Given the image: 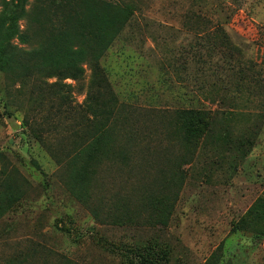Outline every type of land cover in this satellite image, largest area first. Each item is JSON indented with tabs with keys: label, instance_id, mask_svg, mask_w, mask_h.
<instances>
[{
	"label": "rangeland",
	"instance_id": "374dc122",
	"mask_svg": "<svg viewBox=\"0 0 264 264\" xmlns=\"http://www.w3.org/2000/svg\"><path fill=\"white\" fill-rule=\"evenodd\" d=\"M134 5L101 60L63 81L67 105L30 102L0 75V153L19 168L0 182L7 177L32 198L0 219V264H264V0ZM94 72L117 99L115 137L146 142L151 158L164 153L158 166L166 171L132 163L129 178L122 166L83 205L58 179L57 161L89 129ZM184 109L215 119L212 138L182 161L169 123ZM183 162L181 179L173 171Z\"/></svg>",
	"mask_w": 264,
	"mask_h": 264
},
{
	"label": "trees",
	"instance_id": "16d2710c",
	"mask_svg": "<svg viewBox=\"0 0 264 264\" xmlns=\"http://www.w3.org/2000/svg\"><path fill=\"white\" fill-rule=\"evenodd\" d=\"M135 11L134 0H2L0 75L12 86L18 85L17 93L29 95L30 102H61L67 105L72 102L67 92L70 86L63 84V81L78 80L84 74L83 66L97 64L131 23ZM21 21L25 22L23 29ZM215 37L220 38L219 35ZM215 42L220 43V39ZM262 63L264 64V46ZM53 78L57 81L49 83L48 80ZM104 98L106 99L103 100ZM5 101V107H8L9 100ZM87 101L90 103L88 110L92 116L89 129L82 134L81 143L73 147L72 155L57 161L58 179L83 205L93 202L95 194L100 190L101 179L107 178L110 173L113 175L114 170L118 174L124 169L122 166L126 167L129 178L136 168L132 163L143 165L146 169L163 170L158 164H162V157L165 155L162 153L158 157H148L146 142L118 140L115 137L112 126L116 125V113L112 106L117 99L100 73L92 74ZM228 115L236 118L233 113ZM214 119L212 112L202 109H184L172 119L169 125L174 127L176 134L172 141L178 146V155L182 161L194 154L192 149L196 150L203 141L212 138ZM29 120L31 119L26 117L24 124L29 125ZM253 133L246 136L248 138L245 140H253L252 137L256 134ZM41 134L42 131L37 130V136L41 138ZM251 147L249 142L245 153H249ZM228 150L231 148L228 147ZM30 163L38 171V164L35 161ZM186 163H179L175 171L171 169V172L183 179V167ZM5 173L18 175L19 168L0 153V177H4ZM22 181L31 186L23 177ZM30 199V194L15 186L11 179L2 178L0 219L5 215L14 217L11 214L15 208L23 202L32 201ZM90 213L94 219H99L97 210L92 209ZM11 221L15 222L17 218ZM56 225L58 229L64 227L62 221H58ZM2 264L24 263L8 260Z\"/></svg>",
	"mask_w": 264,
	"mask_h": 264
}]
</instances>
